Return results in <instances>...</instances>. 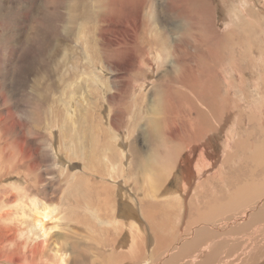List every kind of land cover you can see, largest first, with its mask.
<instances>
[{"label": "rangeland", "instance_id": "obj_1", "mask_svg": "<svg viewBox=\"0 0 264 264\" xmlns=\"http://www.w3.org/2000/svg\"><path fill=\"white\" fill-rule=\"evenodd\" d=\"M263 199L264 0H0V259L46 210L35 264H264Z\"/></svg>", "mask_w": 264, "mask_h": 264}, {"label": "bare ground", "instance_id": "obj_2", "mask_svg": "<svg viewBox=\"0 0 264 264\" xmlns=\"http://www.w3.org/2000/svg\"><path fill=\"white\" fill-rule=\"evenodd\" d=\"M71 116H73L74 117V114H71ZM4 131V134H6V136L8 135V131H11V130H9V129H4L3 130ZM8 132V133H7ZM58 155H60V154H58ZM191 165V164H190ZM16 166H18L19 167V165H17L16 164ZM15 166V167H16ZM17 168V167H16ZM190 168V167H189ZM166 169V168H165ZM192 170V168H190V171ZM186 171V170H185ZM191 173V172H190ZM91 175H92V173H91ZM94 175V174H93ZM92 175V176H93ZM188 175H186L185 177H184V175H182L181 176V178H179V180H177L178 182H177V185H176V189L173 191V193L171 194V195H174L175 196V198H178V199H181L182 200V198H184L183 196V190L185 189V186H186V184H188V181L191 179V177H190V175L187 177ZM75 177V176H74ZM83 179V178H78L77 180H79V181H81V180ZM156 184V183H155ZM155 186V185H154ZM153 188V187H152ZM155 188V187H154ZM152 191L154 192L155 191V189H152ZM178 191H180V193L178 192ZM152 192V193H153ZM158 192V191H157ZM170 193V192H169ZM157 195V194H156ZM166 195V194H165ZM88 196V195H87ZM154 196V195H153ZM181 196H182V198H181ZM155 199H156V197H155ZM237 199V198H236ZM174 200V199H173ZM183 201V200H182ZM242 201V200H241ZM157 202V201H156ZM263 202V203H262ZM253 203V202H252ZM259 203V202H258ZM152 204H154V203H152ZM238 204H240V202L239 203H236L235 205L237 206ZM129 205V204H128ZM131 205V207L133 206V204H130ZM129 205V206H130ZM130 207V208H131ZM213 207V206H212ZM228 208V207H227ZM199 209V208H198ZM231 209V208H230ZM257 209V210H256ZM92 210V209H91ZM209 210V209H208ZM215 211H213V213L211 212V215H206V218H208V219H211L213 216H214V214H215V212H216V210H217V208L216 209H214ZM231 210H236V209H231ZM122 211H123V214L126 216L125 218V220H124V222L122 221L121 223L119 222V221H117V222H115V223H119V225H117V228L118 229H120V231L122 232L123 231V235H124V233H125V225H127V226H131V225H133V224H136L137 226H138V228H139V225H141L140 224V222H138V220H136V215H135V213H134V211L133 210H127L126 208H124V209H122ZM251 210H248L245 214V216L243 217V218H247V220H249L250 218H254V220H249V222L250 223H245V224H242V225H240V228H242L243 229V231H244V228H248V227H250L251 225H253L254 226V223L256 222V220H263L264 221V199L260 202V204H257V206H255L253 209H252V211L250 212ZM157 212V211H156ZM209 212V211H208ZM218 212H220V211H218ZM245 212V211H244ZM122 214V215H123ZM186 215V214H185ZM153 216V215H152ZM241 216V215H240ZM48 217V212L46 211V210H42V211H39L37 214H36V216H35V222H34V226L31 228V229H29V230H27V232H28V240H27V242H29L30 240L32 241V239L33 240H40V244L39 245H37L35 248H33V250L32 251H30L31 252V258H29V257H25V255L23 256V260H22V262L24 263V264H35V263H38V256L39 255H41L42 256V254L45 252L44 251V248L46 249V246H47V244H45L46 242H47V238H46V236H47V230H46V228H45V225L43 224V220L45 219V218H47ZM148 218V217H147ZM150 218V217H149ZM153 218H154V216H153ZM157 218V217H156ZM151 219V218H150ZM202 219V218H201ZM232 219L235 221L236 219H238V216H236V217H232ZM232 219H230L231 221H233ZM84 221V220H83ZM146 221V220H145ZM85 222V221H84ZM146 222H150V221H146ZM227 222H228V219H227ZM251 222H252V224H251ZM86 223V222H85ZM154 223V222H153ZM153 223H149L151 226H152V230L153 231H155V229H154V226H153ZM122 225V226H121ZM204 226V225H203ZM193 228H191V230H190V232L188 233V235H187V239H186V242H183V245H182V243L180 244V242L178 243V245H177V251H179V253H174V254H172L173 255V257H172V259L171 260H173V262H171V263H175V262H177V260H181L182 259V257L184 258V257H187V258H190V259H192L191 257H193L194 255H195V257L196 256H199L200 254H202L203 255V253L204 252H206V253H204V255H206V258L208 259V260H212L211 258H213V257H216V256H218L219 255V253H221V252H223L224 250H226V248H228L230 245L227 243V242H229V241H226V240H222V241H220V239H218V237L217 236H220V234L219 235H217L216 236V238H217V242H214L213 244L211 243V244H207L206 242H207V240H209L210 239V232L208 231V229L205 227V228H196V227H194V226H192ZM199 227V226H198ZM233 227V226H232ZM256 227V226H255ZM129 228V227H128ZM231 228V227H230ZM230 228H228V229H230ZM252 227H250L248 230H250ZM260 229V228H259ZM262 229V228H261ZM132 230V229H131ZM233 230V229H232ZM135 231H137V230H135ZM212 231V230H211ZM242 231V232H243ZM262 231V230H261ZM231 232V231H230ZM263 232H264V230H263ZM246 233V232H245ZM255 233V232H254ZM146 234V233H145ZM212 234V233H211ZM215 234V233H214ZM227 235V234H226ZM246 235V234H245ZM256 235V234H255ZM232 236V235H231ZM138 237V236H137ZM230 237V236H229ZM247 237H248V240H250L249 239V236L247 235ZM246 237V238H247ZM127 238H129L128 236H127ZM222 238V237H221ZM224 238V237H223ZM234 239V238H233ZM245 239V237L243 238V240ZM13 240V239H12ZM242 240V239H241ZM240 240V241H241ZM232 241V240H231ZM230 241V242H231ZM237 241V240H236ZM33 242V241H32ZM38 242V241H37ZM127 242H129V241H127ZM220 242V243H219ZM234 242V241H233ZM207 244V246H205L204 247V245L203 244ZM218 243V244H217ZM45 244V245H44ZM129 244V243H128ZM159 244V243H158ZM236 244V243H235ZM234 244V245H235ZM238 244V243H237ZM242 244V243H241ZM249 244H250V242H249ZM26 246H27V244H25ZM163 245V244H162ZM247 245H248V243H247ZM40 246H42V247H40ZM159 246L160 247H162L160 244H159ZM253 246V245H252ZM255 246V245H254ZM253 246V247H254ZM257 246V245H256ZM24 247V246H23ZM138 247V246H137ZM159 249V248H158ZM234 249V248H233ZM245 249V248H244ZM255 249H256V247H255ZM257 249H258V247H257ZM262 249H264V248H262ZM262 249H258L259 250V252L262 250ZM160 250V249H159ZM166 250V249H165ZM245 250H248V249H245ZM1 251V250H0ZM163 251H164V249H163ZM250 251H251V249H250ZM29 252V253H30ZM229 252V251H228ZM236 252V251H235ZM240 252V251H239ZM243 252V251H242ZM20 253H22V252H20ZM19 253V254H20ZM139 253V252H138ZM142 253V252H141ZM224 253V252H223ZM247 253V252H246ZM1 254H2V257H3V259H0V261H4L3 263H5V264H18V262H17V257H18V255L17 254H14L11 250H7V251H5V252H1ZM25 254V253H24ZM28 254V253H27ZM140 254V253H139ZM235 254V253H234ZM240 254V253H239ZM153 255H154V253H153ZM170 255V254H169ZM185 255V256H184ZM226 255V254H225ZM140 256V255H139ZM208 256V257H207ZM150 257V256H149ZM167 257H169L168 256V254H167ZM201 257H203V256H201ZM226 257V256H225ZM41 258V257H40ZM57 258H58V260H59V262H61V264H66L67 263V258H66V256L65 255H57ZM164 258V257H163ZM227 258H229V257H227ZM226 258V259H227ZM126 259V258H125ZM197 259V258H196ZM135 260V259H134ZM205 260V259H204ZM203 260V261H204ZM219 260V259H218ZM141 261V260H140ZM168 261V260H167ZM175 261V262H174ZM197 261V260H196ZM215 261V260H214ZM220 261V260H219ZM58 262V263H59ZM162 262V261H161ZM166 262V261H165ZM236 262V261H235ZM129 263V262H128ZM205 263V262H204ZM221 263V262H220ZM225 263V262H224ZM231 263V262H230ZM191 264V263H190ZM206 264H208V263H206ZM228 264V263H227Z\"/></svg>", "mask_w": 264, "mask_h": 264}]
</instances>
